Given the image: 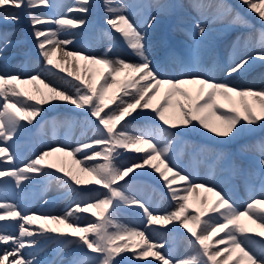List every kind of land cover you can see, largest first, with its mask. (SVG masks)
<instances>
[{
    "label": "snow or ice",
    "instance_id": "snow-or-ice-1",
    "mask_svg": "<svg viewBox=\"0 0 264 264\" xmlns=\"http://www.w3.org/2000/svg\"><path fill=\"white\" fill-rule=\"evenodd\" d=\"M240 3L258 15L259 29L225 0H193L192 6L202 15L190 33L197 48L211 38L209 22L227 21L229 27L249 30L233 41L229 63L221 68L214 62L226 77L217 80L198 59L182 63L176 76L165 75L153 65L148 55V32L141 31L131 18L138 9L151 5L103 0L105 23L137 57L131 62L112 57L115 45L111 32L106 34L111 39L102 55L68 50L76 41L65 34L88 26L86 17L92 12L93 0H75L67 14L59 18L36 14L42 7H56L53 0H0V18L6 22L20 23L16 13H27L36 49L44 61V69L35 74L10 73L9 54L20 47L21 41L0 31V191L14 185L24 193L35 184L56 182L75 197L63 215L37 214L0 199V221H14L17 227L16 235L0 228V244L6 246L0 252V264H64L60 254L70 247L74 254L68 264H125L122 254L128 252L147 264H153L149 257L160 264H264V141L247 147L258 153L257 167L246 172L237 169L245 172L248 181H259L261 190V197L251 198L243 210L228 193L197 182L198 177L184 174L176 164L179 145L187 132L203 130L205 135L235 140L255 127L264 128V89L232 82L257 64L264 66V0ZM72 13L81 15L70 17ZM157 19L150 16L147 28L151 29ZM58 55L60 59H54ZM97 72L102 77L99 85L95 81ZM60 73L64 74L59 76L63 84L50 82V77ZM22 85L33 88L27 90ZM54 102H66L82 110L84 124L90 126L93 136L84 133L87 142L76 146L67 142L47 146L21 165L17 141L29 126L39 124L37 117L43 119V106L55 107ZM138 110H150L157 122L129 131L131 120L127 118L136 119L133 114H139ZM65 123L72 127L77 122ZM59 124L53 121L54 135ZM202 151L193 147L194 153ZM125 153L139 155L122 165L118 161ZM223 158V153L216 156L217 160ZM147 169L163 181L175 202L174 210L154 212L145 200L130 194L131 181L126 178L135 173V180L148 174ZM122 207L139 209L145 227L122 223L118 218ZM168 225L172 226L170 232L183 229L189 234L188 255L174 259L166 250L167 242L156 239L154 226ZM45 244L54 246L59 259L37 258V250Z\"/></svg>",
    "mask_w": 264,
    "mask_h": 264
},
{
    "label": "bare ground",
    "instance_id": "bare-ground-1",
    "mask_svg": "<svg viewBox=\"0 0 264 264\" xmlns=\"http://www.w3.org/2000/svg\"><path fill=\"white\" fill-rule=\"evenodd\" d=\"M53 2L57 5L56 7H42L36 10V14L43 17L59 18L67 14V8L71 7L75 0H53ZM125 2L151 5V7L138 9L137 14L131 18L134 23L140 26L141 31L146 30L148 32V55L153 61V65L168 76L179 75L182 63H190L198 59L202 68L210 69L208 74L213 75L217 80L226 79L224 72L219 70L214 62H219L221 68L229 63V53L233 41L239 36L246 35L249 31L246 28L229 27L227 21L209 22L208 26L213 29L211 38L197 48L194 40L190 37V33L195 31L193 24L195 21L201 20L202 15L192 6L193 0H125ZM204 2L217 3L219 0H204ZM225 2L237 12L243 14L256 29L261 27L258 15L246 5H242L240 0H225ZM161 5L167 7L161 8ZM183 8L188 9L190 13L182 16L178 10ZM16 14L21 17L20 23L6 22L0 18V31L9 33L13 40L21 41L20 47L9 54L8 71L13 74L22 72L27 76L43 70L44 61L36 49V41L32 36V28L27 13L19 11ZM77 15L81 14H69L70 17ZM152 15L157 16V23L151 29H148V19ZM106 18L107 13L104 11L103 0H93L92 12L86 17L89 20L88 26L83 30L80 28L71 29L69 33L65 34L68 38L76 41L74 45L68 46V50H79L85 54L97 56L102 55L104 48L111 39L106 34L111 32L112 37H114L111 42L115 45L111 53L112 57H120L126 61L136 62L137 57L132 54L123 38L118 33L112 32L110 26L105 23ZM179 21H184L187 25H181ZM47 27H54V25H47ZM25 53L28 54L27 57H25ZM54 59H60L59 55ZM81 63L84 62L81 61ZM60 75L64 74L60 73L57 76L50 77V82L56 85L63 84L64 81L59 78ZM95 81L97 85L102 83L100 72L96 73ZM232 82L245 88L264 89V66L257 64L247 74L232 78ZM21 87L27 90L33 88L32 85H22ZM192 87L195 94V86ZM54 103L56 104L55 107L43 106V119L37 117L39 124L29 126V130L17 141L21 165L33 159L47 146H55L61 142L76 146L78 142H87L84 133L89 138L93 136L90 126L84 124L85 117L82 115V110L75 109L74 106L66 102ZM138 113L133 114L136 119L127 118V120H131L128 127L129 131L134 132L157 122L150 110H144L143 112L138 110ZM91 119L94 121V118ZM53 121L60 122L55 129V135ZM66 121L77 123L69 127L65 123ZM65 128L66 130H64ZM260 141H264V128L260 127L253 128L235 140L213 137L211 134L205 135L203 130L187 132L183 134L182 143L179 145L180 151L178 152L176 164L184 174L198 177L197 182H206L209 186H216L228 193L243 210L245 203L249 202L251 198L261 197L259 181H248L245 175L246 171L257 167L256 160L258 157L256 151L247 150V147ZM194 146L203 149V151L194 153ZM218 153H223L224 158L217 160ZM137 155L139 154L125 153L118 163L127 165ZM238 168H243L245 172L238 171ZM137 171L144 172L145 170ZM146 171L148 174L136 176L135 180H132L135 173L126 178L131 181L130 194L145 200L154 212L163 214L174 210L175 202L170 199V194L164 187L163 181L158 178V174L151 169ZM52 191L57 194L54 198L55 203L51 206L41 204L40 201L47 194H51ZM200 195L204 194L200 193ZM0 199L16 203L20 207L37 214L47 212L53 215H63L72 206L75 197L69 196L66 190L61 189L56 182L50 184L41 182L27 188L24 193H20L14 185H10L7 189L0 191ZM118 218L129 227L138 229L145 227V218L142 212L135 207H122ZM248 223L251 227H255L250 222ZM171 227V225L167 227L154 226L157 233L156 239L166 241V250L172 258L178 259L191 252L190 236L183 229L170 232L168 229ZM0 228H6L8 234H17L16 222L14 221H0ZM216 239H219V237H216ZM4 247L6 246L0 244V252ZM221 247L223 246L221 245ZM73 254L72 247L62 251L60 256L63 258L64 264H68ZM36 255L41 261L59 259L54 251V246L48 244L37 250ZM122 255L125 257V264H147V261L135 258L131 252ZM149 260H152L153 264H160L153 257H149Z\"/></svg>",
    "mask_w": 264,
    "mask_h": 264
}]
</instances>
